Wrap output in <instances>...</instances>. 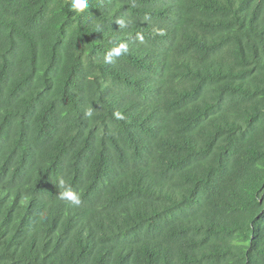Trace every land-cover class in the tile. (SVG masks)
I'll return each mask as SVG.
<instances>
[{
	"label": "trees",
	"instance_id": "obj_1",
	"mask_svg": "<svg viewBox=\"0 0 264 264\" xmlns=\"http://www.w3.org/2000/svg\"><path fill=\"white\" fill-rule=\"evenodd\" d=\"M88 4L0 0V264H264V0Z\"/></svg>",
	"mask_w": 264,
	"mask_h": 264
},
{
	"label": "clouds",
	"instance_id": "obj_2",
	"mask_svg": "<svg viewBox=\"0 0 264 264\" xmlns=\"http://www.w3.org/2000/svg\"><path fill=\"white\" fill-rule=\"evenodd\" d=\"M89 7L88 0H71L70 9L77 12L83 13ZM116 22L119 24V29L127 27V23L123 19H117ZM136 38L139 41H143L144 37L141 34H137ZM129 51L128 44L126 42H119L110 47L104 54V63L111 64L114 60L122 55L127 54ZM86 115L91 116L92 113L89 111ZM114 116L116 119H123V115L120 112H115ZM59 188V195L57 196L60 200L67 201L71 206L78 207L81 204L79 194L68 184L64 177H60L56 184Z\"/></svg>",
	"mask_w": 264,
	"mask_h": 264
}]
</instances>
